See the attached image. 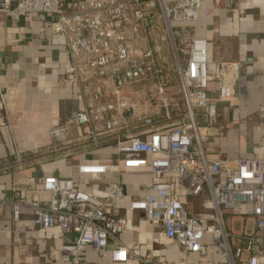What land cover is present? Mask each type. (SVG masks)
Wrapping results in <instances>:
<instances>
[{
	"label": "built area",
	"instance_id": "2783aa9c",
	"mask_svg": "<svg viewBox=\"0 0 264 264\" xmlns=\"http://www.w3.org/2000/svg\"><path fill=\"white\" fill-rule=\"evenodd\" d=\"M204 2L0 0V18L11 13L34 15L41 23V33L64 37L67 63L63 83L76 85L83 95L90 94L82 112L51 129L50 156L71 155L75 146L69 139L72 123L81 126L79 141L97 146L112 138L116 143V163L79 168L81 175L106 185L105 198L85 193L71 179L54 176L26 180L28 186L40 183V190L51 195L47 201L30 203L17 186L11 199L0 192V210L9 207L14 222L19 221L23 208H31L37 228L61 230L67 238L63 251L71 257V264H84L81 253L87 247L104 255L111 245L113 263L135 259L139 264H154L150 255L121 238L125 226L114 204L124 203L126 196L120 173L123 166L152 170L153 183L131 202V210L142 213L144 220L160 228L187 254H215L226 264H264V159L219 161L208 149L222 127L221 106L225 112L231 111L233 121L239 120L236 84L242 65L218 62L210 69L208 41L196 36L192 27L200 20ZM171 75L176 77L180 94L178 118H172L167 99ZM143 82L151 86L145 105L158 107L157 116L164 115L160 122L166 124L139 115L130 121L139 125L133 128L125 118L137 106L123 92ZM109 87L114 102L107 100ZM125 154L144 157L126 159ZM12 156L14 166L22 170L27 159L17 148ZM178 187L188 197L206 192L204 209L189 212ZM239 208L254 219L252 233L228 229L227 214ZM75 235L78 239L74 241Z\"/></svg>",
	"mask_w": 264,
	"mask_h": 264
},
{
	"label": "crops",
	"instance_id": "0c3cea01",
	"mask_svg": "<svg viewBox=\"0 0 264 264\" xmlns=\"http://www.w3.org/2000/svg\"><path fill=\"white\" fill-rule=\"evenodd\" d=\"M212 10L207 14L206 10ZM196 36L206 38L209 47L210 69L218 62H237L240 79L236 84L239 120H232L231 111L221 106L222 127L219 136L209 146L213 159L219 161L264 159V0H205L200 20L193 26ZM37 16L19 17L14 13L0 18V192L3 198L14 197L15 186L21 196L32 203L35 199L50 200L51 195L40 190V183L26 185V180L42 177H61L74 181L85 193L106 197V185L79 173L83 165H112L118 159L116 143L102 140L94 146L79 141L81 126L70 125L69 139L75 143L71 155L50 156V131L82 112L84 101L90 100L74 84L63 83L67 56L63 36L40 31ZM214 89V85H211ZM82 92V93H81ZM108 102H114L110 87ZM151 92L149 83L127 88L123 96L136 105L125 118L133 121L139 115L154 117L159 125L166 124L164 115L157 116L158 107L146 106L145 94ZM167 99L172 118L181 114L180 94L174 75L169 77ZM237 122V123H232ZM4 124V125H3ZM99 128L102 127L98 123ZM20 151L27 161L22 170L14 166L12 152ZM13 150V151H12ZM126 159H143L142 155L125 154ZM121 182L125 188L124 203L114 204L120 210L125 226L122 241L137 245L143 254L152 257L154 264H226L215 254L189 255L164 232L143 219V214L131 210V202L146 193L154 181L149 167H121ZM180 199L189 212L204 209L208 194L188 197L178 187ZM239 208L227 214L228 229L252 233L254 219ZM67 238L60 229L42 231L35 225L31 208H23L19 221L12 219L11 209L0 210V264H71V257L63 251ZM109 252L99 255L91 247L81 253L84 264H119L111 260ZM124 264H139L129 259Z\"/></svg>",
	"mask_w": 264,
	"mask_h": 264
},
{
	"label": "rangeland",
	"instance_id": "374dc122",
	"mask_svg": "<svg viewBox=\"0 0 264 264\" xmlns=\"http://www.w3.org/2000/svg\"><path fill=\"white\" fill-rule=\"evenodd\" d=\"M157 22H158V21H157ZM164 46H165V44H164ZM165 54H166V56H170L169 51H168L167 48H165Z\"/></svg>",
	"mask_w": 264,
	"mask_h": 264
},
{
	"label": "water",
	"instance_id": "95a60500",
	"mask_svg": "<svg viewBox=\"0 0 264 264\" xmlns=\"http://www.w3.org/2000/svg\"><path fill=\"white\" fill-rule=\"evenodd\" d=\"M77 239H78V235H75L74 238H73V240L75 241Z\"/></svg>",
	"mask_w": 264,
	"mask_h": 264
}]
</instances>
